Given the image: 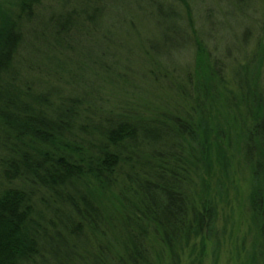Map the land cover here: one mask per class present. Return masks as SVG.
<instances>
[{"label":"trees","instance_id":"obj_1","mask_svg":"<svg viewBox=\"0 0 264 264\" xmlns=\"http://www.w3.org/2000/svg\"><path fill=\"white\" fill-rule=\"evenodd\" d=\"M52 1L65 10L36 22L42 0H0V264H153V253L161 257L165 249L171 258L195 237L202 243L213 221L204 180L211 179L212 164L224 170L232 148L250 165L256 152L252 173L264 181V114L250 109L255 95L264 93L262 79L260 92L248 91L257 87L260 58L258 69L248 70L250 55L239 67L245 77L234 75L236 88L242 87L234 102L224 88V49L221 58L210 60L194 42L197 68L188 60L190 66L179 71L182 82L172 81L174 67L156 71L149 65L147 71L158 88H175L171 95L187 102L195 123L173 101L162 110L141 104V110L124 99L122 88L131 87L126 72L114 65L113 30L129 33L151 21V31L135 35L145 41L140 49L148 57L160 48L167 54L186 41L187 25L174 7L144 0L151 11L135 9L131 16L118 0ZM102 3L120 6L114 18ZM204 21L208 25L200 34L210 39L214 25L206 16ZM34 22L36 31L27 30ZM248 30L244 25L238 39L244 42ZM257 53L252 51L254 58ZM104 81L118 89L106 88ZM224 98L231 106L243 102V121L226 117L230 106ZM191 166L195 183L188 180ZM247 202L255 215L262 214L264 187L252 190Z\"/></svg>","mask_w":264,"mask_h":264},{"label":"rangeland","instance_id":"obj_2","mask_svg":"<svg viewBox=\"0 0 264 264\" xmlns=\"http://www.w3.org/2000/svg\"><path fill=\"white\" fill-rule=\"evenodd\" d=\"M118 1L122 5H125L128 12L125 14L131 16L134 15L133 11L135 9H139L140 11L144 10L145 12L151 11L147 5H144V0ZM161 1L164 4L168 3L169 6L174 7L180 22L183 20L185 21L187 25L184 34L186 41L179 49L171 48L168 50L167 54H164L163 49L160 48L157 54L154 53L151 57H148L144 56L141 51L142 49H140L145 45V41L141 40L138 42L135 35H143L140 32L145 31L146 33L151 31L154 28L151 21H145L144 24L139 22L135 31L129 33H126V29L115 27L113 30L114 41H112L111 44L114 46V49H118V52H116L117 55L114 59V65L116 68L120 67L126 72L125 75L128 76L126 83L131 87L122 88V90H124L123 94H125L126 91L124 99L134 103V105L135 103L139 104L140 109L141 104L144 106L149 103L154 105L157 110H162L161 105L166 106L167 102L169 104L174 102L175 104L173 107L179 110L184 108L183 110L189 112L188 115L191 118V122L195 123V117L192 114L193 112L191 113L189 111L190 108L187 102L182 103L183 101H181V99L178 100L171 95L170 92L174 91L175 88H158L151 82V79H153L155 75H151L147 69L149 65H153L156 71H161L162 68L173 70L174 67L176 78H172V81L182 82L185 79H182L183 75H181L179 71H182L180 68H184L186 64L190 66L188 60L190 62L192 60L195 70L197 68L194 60L195 57H192V55L193 51L195 54L198 47L201 49L203 48V58H206L207 54H209L208 59L210 60L221 58L223 53L222 49H224V88L228 90V92H231L230 94H234V102L237 101L238 96V94H235L236 91L242 89V87L236 88V83L234 84L235 81L233 80L234 75H237L236 77L241 75V79L244 78L245 76L239 68L240 65L245 64L247 58L251 55L249 58L253 59V61L255 60V62L252 61V63H250L248 70L252 72L257 67L256 65L259 63L258 59L260 58L259 75L257 77L258 79H256L257 87L253 88L249 86L248 90L251 93L260 92L258 88H261V79L262 84H264V0H185V7L178 0ZM69 3L73 5L77 3V0H68V4ZM102 4L106 11L105 13L108 17L110 16V18H114L116 11L120 9L118 5L112 6L109 4L104 5V3ZM59 7L57 2L42 0L40 8H35V21L42 20L41 18L48 14L56 16V14L58 15L59 12H62V9L65 10L64 8L59 9ZM186 11L189 12L187 14L188 16L185 14ZM145 14L146 13H141V15ZM179 16L184 17L180 19ZM205 16L209 18L214 25L211 26L210 39L207 36V38H202L200 34L208 25L204 21ZM124 18L128 20L126 15H124ZM188 23L192 24V33L194 32L195 38L190 34ZM244 25H249L250 30L246 32V40L243 42L238 39L237 35H239ZM26 28L31 32L36 31L35 22L34 24L28 25ZM151 38L153 41L158 42L156 43L158 47L161 45L159 33L152 34ZM194 42L198 47L193 50L191 47H193L192 44H194ZM97 44L101 45L99 42H97ZM258 50L259 54L257 53ZM95 51L97 52V49H95ZM252 51L257 53L255 58L253 57ZM23 53L24 51L22 50L21 54ZM256 60L258 61L257 63ZM220 63L221 61H218V64ZM187 69L190 70L191 75L192 73H196L195 71V73L193 72L191 67H187ZM256 69H258V67ZM100 76L104 78L105 75L101 74ZM249 76L250 73L247 77ZM144 77L148 79L144 80ZM170 78L171 77L168 79ZM193 81L195 82L194 79H192V83ZM104 82L106 88H114L113 90L118 89L113 84L106 81ZM51 83L52 85L54 84L55 87L57 85L59 88H67L62 82ZM192 85L193 84H191V86ZM146 91L150 96H147ZM186 91H189L191 97L193 96L194 93H192L193 91L191 88H186ZM224 95L229 96L226 91ZM255 96L258 97L257 102L253 101V103L256 102L255 107L252 106L253 103L251 100H249L251 104L247 100L245 104L247 107L248 104H250L252 107H250V109L255 114L258 112L264 114V93H259L258 96ZM108 100H110V102L115 101L114 97ZM224 104L230 106L229 108L226 106V113H224L223 110V113L226 114L229 120L233 119L235 122L243 121V117L245 116L242 112L244 110L242 101H238L236 105L231 106L230 104H232V101H226L224 98ZM181 106L182 108H180ZM152 113H155V111H152ZM228 113L230 115H228ZM142 115L145 118H149L152 114L150 111L145 112L144 110ZM245 121L247 123L251 122L250 118H247ZM224 131L227 133L226 130ZM226 147L229 149V146L226 145ZM228 155L230 156V162L228 166L226 165V168L224 167V170L222 168L221 171L220 167V171H218L214 164H212L213 166L211 170H209L213 172L211 173L212 175L210 174V176H212L211 179L208 180V178L204 176V180L207 181L205 197L210 200L211 204L209 207H211L213 213L210 232L203 233L202 243H200L198 237H195L186 247L183 246L182 249L177 248V253L174 257L170 258L169 255L167 256L169 253H166L165 249L164 255L162 254L161 257L157 256L155 258V253H153L150 260H157L156 262L153 260V264H264V238L260 236L259 232L263 226L262 224H264V211L260 215H257L258 213L255 215V212L252 211V208L247 202V197L251 194L252 190L264 187V181L259 180L260 174H258L259 177H254V173H252L253 162L255 158H259L260 154L255 152L250 165L244 164L243 161H241V153L234 152L232 148L227 150V156ZM261 161L264 166V158L261 159ZM191 168L192 169L188 167L187 169L189 177L187 178L190 181L192 179L195 183L197 181V175L194 174L192 166ZM202 174L201 172L199 173V175ZM177 178L180 179L179 176ZM200 178H203V176ZM251 186H253V189ZM261 190L263 191V189ZM252 218L255 222L252 221ZM261 219H263V221H261ZM150 241L151 245H155L153 239L150 238Z\"/></svg>","mask_w":264,"mask_h":264}]
</instances>
